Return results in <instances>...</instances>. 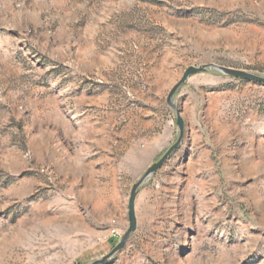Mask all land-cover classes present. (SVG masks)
<instances>
[{
  "label": "rangeland",
  "instance_id": "1",
  "mask_svg": "<svg viewBox=\"0 0 264 264\" xmlns=\"http://www.w3.org/2000/svg\"><path fill=\"white\" fill-rule=\"evenodd\" d=\"M264 0H0V264H264ZM115 244L111 245L110 241Z\"/></svg>",
  "mask_w": 264,
  "mask_h": 264
},
{
  "label": "water",
  "instance_id": "2",
  "mask_svg": "<svg viewBox=\"0 0 264 264\" xmlns=\"http://www.w3.org/2000/svg\"><path fill=\"white\" fill-rule=\"evenodd\" d=\"M201 73H213L220 76H225L233 79L252 81L264 85V75L258 74L255 72L229 68L216 64H205L200 66H191L185 69L181 78L169 91L166 102L169 107L175 109L173 104V99L181 87L188 81L189 78ZM175 124L177 127V137L175 142L162 154V156L152 163L144 174L133 184L127 205V215H128V228L122 238L115 244L111 251L106 254L104 257L91 262L90 264H107V262L113 258L117 253H119L122 248L125 246L128 238L136 230V217H135V199L140 187H142L149 179L152 177L168 160V158L178 149L181 144L184 135V122L179 116L178 112L175 113Z\"/></svg>",
  "mask_w": 264,
  "mask_h": 264
},
{
  "label": "trees",
  "instance_id": "3",
  "mask_svg": "<svg viewBox=\"0 0 264 264\" xmlns=\"http://www.w3.org/2000/svg\"><path fill=\"white\" fill-rule=\"evenodd\" d=\"M110 244H111V245H114V244H115V241H114V240H111V241H110Z\"/></svg>",
  "mask_w": 264,
  "mask_h": 264
}]
</instances>
